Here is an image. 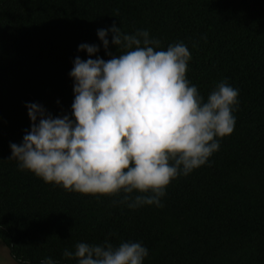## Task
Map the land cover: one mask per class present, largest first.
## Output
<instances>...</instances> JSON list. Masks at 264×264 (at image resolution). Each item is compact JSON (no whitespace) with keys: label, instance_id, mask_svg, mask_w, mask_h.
Wrapping results in <instances>:
<instances>
[{"label":"trees","instance_id":"trees-1","mask_svg":"<svg viewBox=\"0 0 264 264\" xmlns=\"http://www.w3.org/2000/svg\"><path fill=\"white\" fill-rule=\"evenodd\" d=\"M0 241L264 264V0H0Z\"/></svg>","mask_w":264,"mask_h":264},{"label":"rangeland","instance_id":"rangeland-1","mask_svg":"<svg viewBox=\"0 0 264 264\" xmlns=\"http://www.w3.org/2000/svg\"><path fill=\"white\" fill-rule=\"evenodd\" d=\"M0 264H17L11 257L7 247L0 241Z\"/></svg>","mask_w":264,"mask_h":264}]
</instances>
